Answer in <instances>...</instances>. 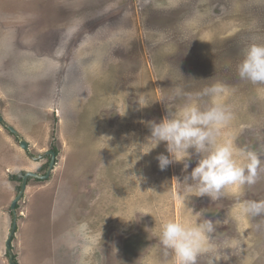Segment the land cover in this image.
Returning <instances> with one entry per match:
<instances>
[{
	"label": "rangeland",
	"instance_id": "1",
	"mask_svg": "<svg viewBox=\"0 0 264 264\" xmlns=\"http://www.w3.org/2000/svg\"><path fill=\"white\" fill-rule=\"evenodd\" d=\"M252 43L264 44V0H0V114L30 144L26 152L0 122V264H10L14 177L46 174L50 156H38L49 150L51 176L31 178L18 203L17 264H129L126 244L145 235L142 264H174L161 226L204 218L216 231L197 264H264V215L242 212L264 201V163L253 185L185 200L183 164L158 167L163 142L139 160L164 105L207 110L204 90L219 85L232 119L217 143L264 161V84L237 73ZM189 162L188 172L197 157Z\"/></svg>",
	"mask_w": 264,
	"mask_h": 264
},
{
	"label": "clouds",
	"instance_id": "2",
	"mask_svg": "<svg viewBox=\"0 0 264 264\" xmlns=\"http://www.w3.org/2000/svg\"><path fill=\"white\" fill-rule=\"evenodd\" d=\"M237 73L242 80L264 84V44L252 43L245 48ZM221 92L223 88L219 85L204 90L205 95L213 97V106L207 110L201 111L190 105L172 112L168 105H164L167 114L159 122H148L150 135L145 143L149 147L139 160L163 142L167 155L161 153L156 157L160 170L173 163H182L183 171L187 173L183 178L186 194L182 199L208 196L215 200L229 187L253 185L264 163L255 151L238 148L231 140L217 143L220 128L232 119L231 113L217 103ZM138 105L140 108L150 106L143 99ZM193 155L197 162L188 172ZM242 212L251 216L264 215V201L247 202ZM215 231L216 221L211 219L204 218L194 226L169 221L161 226L160 240L166 249L172 251L174 264H197L200 255L213 250L210 241ZM217 262L215 258L209 260V264Z\"/></svg>",
	"mask_w": 264,
	"mask_h": 264
},
{
	"label": "water",
	"instance_id": "3",
	"mask_svg": "<svg viewBox=\"0 0 264 264\" xmlns=\"http://www.w3.org/2000/svg\"><path fill=\"white\" fill-rule=\"evenodd\" d=\"M0 122L2 124H4V126L11 131L13 134H15L18 138H19V142H20V146L26 151L29 152L30 150V144L28 142V140H26V138H24V136H22V134L17 130V128H15L13 125L9 124L5 118L0 114ZM31 156V155H30ZM45 156H51L50 159V164L48 166L47 172L46 174H39L37 172H33V171H27L26 173H20L17 175V177L19 179H22V183L20 186V189L18 191V194L16 195V197L14 198V200L11 203L10 206V210L12 213V226H11V232L10 235L8 237V240L6 242V247H7V253L8 256L10 258V264H17V260L15 257V253H14V248H13V242L15 239V235L18 231L17 227H18V214H17V208H18V203L20 202V200L23 198L27 185H28V180L29 178H38V179H44L47 180L50 176L51 173L53 172L56 164H57V158H58V154L56 153V151L54 150H49L47 152H45L43 155L38 156L39 159H42ZM34 159H37V157L31 156ZM146 246L144 249H142L139 254L137 255V257L135 256V263L133 264H140L143 256L149 251L150 249V245Z\"/></svg>",
	"mask_w": 264,
	"mask_h": 264
},
{
	"label": "flooded vegetation",
	"instance_id": "4",
	"mask_svg": "<svg viewBox=\"0 0 264 264\" xmlns=\"http://www.w3.org/2000/svg\"><path fill=\"white\" fill-rule=\"evenodd\" d=\"M49 157V156H48ZM50 159H51V156L49 157ZM49 164H50V161H49V163H48V166H49ZM48 168V167H47ZM31 178H29V180H30ZM29 180H28V182H29ZM21 183H22V179H21ZM89 208V207H88ZM87 208V209H88ZM82 211H83V209H82ZM78 213L79 214H81V211L80 210H78ZM84 214V213H83ZM82 214V215H83ZM81 215V216H82ZM68 224H69V227H71L70 225H72L71 224V222L69 221L68 222ZM75 232V231H74ZM148 235H145L144 237H143V239H142V241H140L139 242V244H137V241L136 242H129L128 244H126V247L128 248V250H130L131 249V251H132V255H133V257H127V259H130V260H128L129 261V264H133V263H135V256L137 257V255L139 254V252L142 250V249H144L145 247H146V245H148V237H147ZM100 251V254H101V256H103V254L101 253V250H99ZM116 256V255H115ZM143 259L144 258H142V260H141V262H140V264H142V261H143ZM107 262L109 263V264H121L122 263V261L121 260H118L117 261V258H115L114 260H113V258H109L108 260H107ZM128 262L126 261L125 262V264H127Z\"/></svg>",
	"mask_w": 264,
	"mask_h": 264
},
{
	"label": "trees",
	"instance_id": "5",
	"mask_svg": "<svg viewBox=\"0 0 264 264\" xmlns=\"http://www.w3.org/2000/svg\"><path fill=\"white\" fill-rule=\"evenodd\" d=\"M14 178H18L17 175Z\"/></svg>",
	"mask_w": 264,
	"mask_h": 264
}]
</instances>
